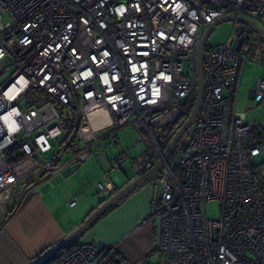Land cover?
<instances>
[{
    "label": "built area",
    "instance_id": "built-area-1",
    "mask_svg": "<svg viewBox=\"0 0 264 264\" xmlns=\"http://www.w3.org/2000/svg\"><path fill=\"white\" fill-rule=\"evenodd\" d=\"M229 15L264 27V0H0V74L14 67L0 83L4 216L35 172L80 166L92 146L130 124L146 156L141 165L132 162L134 173L162 161L147 218L158 223L160 264H264V184L251 160L264 154V128L255 132L259 125L236 107L246 60L232 45L233 33L204 47L199 112L173 162L155 134L171 126L175 132L189 116L196 44L212 21ZM253 100H264V74ZM64 108L78 121L70 147L59 151L52 140L64 138ZM122 162L109 164L99 194L118 190L110 174ZM209 201L218 203V217L207 215ZM51 264L133 263L79 239Z\"/></svg>",
    "mask_w": 264,
    "mask_h": 264
},
{
    "label": "crops",
    "instance_id": "crops-1",
    "mask_svg": "<svg viewBox=\"0 0 264 264\" xmlns=\"http://www.w3.org/2000/svg\"><path fill=\"white\" fill-rule=\"evenodd\" d=\"M241 81L242 75L240 84ZM256 82L248 92L251 100ZM225 92L228 94L227 90ZM97 150L99 152L100 148ZM104 159L103 163L99 158L94 163L89 155L80 170V166L66 164L50 175L39 172L32 175L30 186L11 214L5 217L0 209V264H30L82 223L99 205L98 197L103 196L98 190L93 195L92 190L97 182H103L114 157L106 155ZM135 177L134 173L130 178L126 175L124 185ZM158 193L155 182H146L99 219L81 239L109 246L118 258L140 263L155 250L157 230L147 218ZM71 196H78L82 201L80 206L76 202L70 205L74 200Z\"/></svg>",
    "mask_w": 264,
    "mask_h": 264
},
{
    "label": "rangeland",
    "instance_id": "rangeland-1",
    "mask_svg": "<svg viewBox=\"0 0 264 264\" xmlns=\"http://www.w3.org/2000/svg\"><path fill=\"white\" fill-rule=\"evenodd\" d=\"M234 26L235 31L233 32ZM231 33H233L232 45L235 44L236 40L240 36L245 37V43L242 46L241 54L245 58L246 62L242 69V81L238 90L236 107L239 111H244L246 113V117L248 120H252L259 125L256 130H254L255 132H257L264 128V101L257 103L251 100L248 97V92L256 82L257 78L264 74V41H262L261 38L246 25L238 22L234 23L233 21H226L218 24L215 27V29L209 35L206 44L210 46L224 44ZM13 70L14 67L12 66L4 69L0 74V83L8 75H10ZM224 94L226 95L227 93L224 92ZM64 116L72 117V112L68 108H64ZM192 129L193 125L189 127L186 133L178 141L175 150L168 158V161L170 163L173 162L178 155L180 149L188 139ZM174 130L166 135L162 134L160 130H155V134L158 137L159 144L162 148L166 146L168 140L170 139V134H173ZM62 139L63 135H60L56 139L52 140L53 144L55 145L54 149H60V143ZM97 147L100 148L99 152L98 150L96 151ZM144 150V144L143 142L138 141L133 126L130 124H124L123 126L117 128L114 132H111L109 137L102 139L96 147L91 148L89 150V154L90 159L93 160L94 163L97 162L98 158L102 163L105 162L104 157L106 155H108V157H114L115 159H123L120 168L110 174L112 183L120 188L126 181L125 176L127 175V177L130 178L131 174L134 173V171L131 169L132 162L135 161L137 162V164L141 165L142 162L146 159ZM68 156L69 151L66 150L60 158V163L62 164V162H64L68 158ZM46 157L51 158L49 155H46ZM251 160L255 165L256 174L259 177L260 182L264 184V154L252 157ZM81 168H83V166H80L78 169L80 170ZM106 170L108 171V167ZM106 179V176H104L102 178V181L106 182ZM150 181L155 182L159 187V182L156 177ZM97 190V187L93 188V195H96L95 191ZM106 197L107 194H104L102 197L98 198L99 200H101ZM70 199H74V203H78V206H80V204L82 203L78 196H71ZM73 210H75V208H73ZM206 211L209 217H218V203L215 201L207 202ZM152 226L153 228L155 227V230H157V221H152ZM136 264H160V254L158 251L154 250L149 255H147V257H145L140 263Z\"/></svg>",
    "mask_w": 264,
    "mask_h": 264
},
{
    "label": "water",
    "instance_id": "water-1",
    "mask_svg": "<svg viewBox=\"0 0 264 264\" xmlns=\"http://www.w3.org/2000/svg\"><path fill=\"white\" fill-rule=\"evenodd\" d=\"M226 21H233L238 22L241 24L246 25L249 27L252 31H254L262 41H264V27H262L257 22L242 17V16H221L216 18L214 21H212L200 37L198 44H197V50H196V72H197V83H196V92H195V101L193 108L187 117V119L181 124V126L174 132L172 135L170 141L165 147V150L163 152L164 158L168 159L173 151L175 150V147L180 140V138L186 133V131L189 129V127L193 124L195 121V118L199 112L200 103H201V96L203 91V73H202V58H203V52L204 47L207 43V39L211 32L215 29V27ZM245 37L240 36L235 43V49L237 51L242 50V46L245 43ZM254 92V90H253ZM253 97V96H252ZM73 166V165H72ZM162 168V161L158 160L150 169L144 171L122 187H120L115 193L110 195L106 200H104L100 205H98L95 209L92 210V212L82 221V223L77 226L73 231H71L69 234L64 236L62 239H60L58 242L54 243L47 249H45L41 254H39L35 259H33L30 264H42L44 261H46L49 257H51L53 254L59 252L63 248H66L70 245H72L77 240L81 239V237L89 230L91 229L94 224L106 213L109 209H111L114 205L119 203L121 200H123L125 197H127L130 193H132L134 190H136L141 185L145 184L146 182L152 180L156 177V175L160 172ZM118 261V260H116Z\"/></svg>",
    "mask_w": 264,
    "mask_h": 264
},
{
    "label": "trees",
    "instance_id": "trees-1",
    "mask_svg": "<svg viewBox=\"0 0 264 264\" xmlns=\"http://www.w3.org/2000/svg\"><path fill=\"white\" fill-rule=\"evenodd\" d=\"M46 99V98H45ZM77 121H78V115H77V112H73L72 113V117H62L61 118V125L63 127V130H64V138H63V146L62 148L60 147V150H63L64 148L68 149L70 146L67 145V143L70 141V139L72 138L73 136V133L75 131V128H76V124H77ZM174 127H167L165 129H162L160 130L162 134H168L169 132L173 131ZM116 144V143H115ZM67 145V146H66ZM114 160H116L114 158ZM30 186V184L27 185V188ZM118 189L119 187L116 186ZM110 196V194H107V197L106 198H103L99 201V205L104 201L106 200L108 197ZM122 201V200H121ZM120 203V202H119ZM119 203H117L116 205H114L111 209L108 210V212H110L112 209H114ZM16 207V206H15ZM15 207L11 210V212L15 209ZM92 212V211H91ZM90 212V213H91ZM108 212H106L104 215H106ZM89 213V214H90ZM103 215V216H104ZM102 216V217H103ZM101 217V218H102ZM100 218V219H101ZM78 240L76 242H74L72 245L66 247V248H63L62 250H60L59 252L53 254L51 257H49L46 261H44L42 264H51V262H53L54 260H56L57 258H59L60 256H62L64 253L70 251L76 244H77Z\"/></svg>",
    "mask_w": 264,
    "mask_h": 264
},
{
    "label": "bare ground",
    "instance_id": "bare-ground-1",
    "mask_svg": "<svg viewBox=\"0 0 264 264\" xmlns=\"http://www.w3.org/2000/svg\"><path fill=\"white\" fill-rule=\"evenodd\" d=\"M256 22V21H255ZM197 44H198V42H197ZM197 44H196V50H197Z\"/></svg>",
    "mask_w": 264,
    "mask_h": 264
},
{
    "label": "clouds",
    "instance_id": "clouds-1",
    "mask_svg": "<svg viewBox=\"0 0 264 264\" xmlns=\"http://www.w3.org/2000/svg\"><path fill=\"white\" fill-rule=\"evenodd\" d=\"M138 176V175H137Z\"/></svg>",
    "mask_w": 264,
    "mask_h": 264
}]
</instances>
